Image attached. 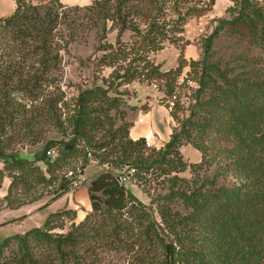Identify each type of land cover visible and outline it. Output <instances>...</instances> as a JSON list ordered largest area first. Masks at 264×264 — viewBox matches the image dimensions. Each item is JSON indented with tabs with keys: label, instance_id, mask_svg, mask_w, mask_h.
<instances>
[{
	"label": "trees",
	"instance_id": "16d2710c",
	"mask_svg": "<svg viewBox=\"0 0 264 264\" xmlns=\"http://www.w3.org/2000/svg\"><path fill=\"white\" fill-rule=\"evenodd\" d=\"M215 1L94 0L91 10L102 26L99 62L114 71L103 79L105 85L43 99L27 127L32 142L42 133L38 116L70 139L45 138L33 159L3 146L10 138L7 118L14 117L0 105V189L10 179L6 195H0V214L5 207L39 201L40 187L51 185L56 167L80 145L82 172L88 154L104 166L86 184L92 209L82 221H74V209L51 213L43 227L0 242V264H118L123 257L136 264H264V0H232L228 16L201 38L198 59L181 53L176 67L163 70L153 58L180 46L187 21L206 15ZM15 2L14 13L0 19L5 57L0 70L8 59L42 54L47 59L41 65L49 71L59 12L41 13L36 5L25 7V0ZM109 30L117 31L116 43H103ZM128 31L136 41H123ZM136 80L154 83L165 94L162 103L173 126L159 148L148 146L145 137L132 139L133 123L123 120L120 87ZM186 145L201 153L199 162L184 159ZM52 150L55 156L48 154ZM132 168L133 178L149 187L158 182L165 190L153 199L158 216L120 183L121 173ZM188 169L189 177L181 175ZM76 176L75 170L62 176L44 205L67 193ZM68 215L64 231L54 222Z\"/></svg>",
	"mask_w": 264,
	"mask_h": 264
},
{
	"label": "rangeland",
	"instance_id": "374dc122",
	"mask_svg": "<svg viewBox=\"0 0 264 264\" xmlns=\"http://www.w3.org/2000/svg\"><path fill=\"white\" fill-rule=\"evenodd\" d=\"M209 1L192 0V3L202 5L209 3ZM93 2L94 0H60L58 3L54 0H25V7L36 5L41 13H44L45 10H51L54 13L59 12V23L53 31L54 37L49 56L51 69L49 71L41 65L43 63L41 60L47 59V57L43 58L42 54L35 57L17 56L13 62L8 59L5 61V66L0 70V105L3 106L2 110L6 111V115L9 113L14 117L13 119L7 118V136L10 138L3 143L4 147L8 146L10 150L19 151L21 155L33 159L34 152L44 144L45 138L61 142L68 141L70 139L68 135H64L54 125L45 122L43 117L38 116V131L42 133L35 138L37 139L36 143L32 142L33 139L29 135L27 127L38 107L43 106V99L50 95L55 96L60 92H65L68 96L77 94L78 87H91L94 84L105 85L103 79L108 78L113 73L114 68L104 66L99 62L102 55V52L98 50L101 43L102 26L101 21L91 10ZM233 4L232 0H216L211 11L206 15L189 19L185 25L184 39L180 41V46H168L164 50L154 53L155 62L160 64L163 70H169L177 66L181 53L187 59H198L202 51L201 38L213 31L219 19L228 16L227 10ZM15 7V0H0V18L12 15ZM171 11L168 9L167 13L171 14ZM170 19L171 15L168 16L167 20ZM116 39L117 31L109 30L103 43H116ZM122 39L125 42L136 41L130 31L126 32ZM187 39L190 43L185 45ZM65 40L68 42L67 45ZM182 48L183 50H181ZM40 53H43V50H40ZM140 55L135 56V59L138 60ZM135 64L137 63L135 62ZM25 80H29L26 83L27 87L24 83ZM19 81L23 84L19 85ZM23 87L27 90H24ZM120 90L123 92L125 101L120 109L125 111L123 120L127 122L134 123L139 115L152 108L157 111L161 106L166 108L162 103L165 94L154 83L136 80L120 87ZM36 94H40L41 98H34ZM163 115V126L171 132L173 121L169 110L168 114ZM121 121L118 117V124ZM2 140L0 139V141ZM147 141L152 148H159L164 144L157 136L148 137ZM181 151L184 159L189 163L201 160V153L191 145L183 146ZM147 153H151V150H148ZM88 157L91 160L87 161L83 171L86 178L83 185L88 184L104 169L98 160H92L94 156L88 154ZM68 160V162H66L67 160L62 161L60 167H56L51 185L40 187L37 193H42V198L39 201L26 203L19 208H4L0 214V242L14 233H23L33 227H43L47 217L53 211H63L69 202L74 201V196L68 195L71 192L69 190L62 197L52 202V204L55 202V205H44L54 196V191L62 181V176L68 175L71 170L77 171L79 166L81 167L86 163L81 145L78 147V152ZM39 164L48 175V166L42 162ZM0 167H3L2 162H0ZM181 175L189 177V169ZM9 182V177H6L0 189L2 197L8 191ZM152 185L149 187L137 177H132L125 184L127 189L139 200L151 205L155 210V215L158 216L156 204H152L153 199L157 196V192H164L165 190L161 189L158 182ZM71 216H65L54 223L55 225L63 224L64 231H66L71 223ZM56 231H61V229L57 228ZM118 264H136V262L133 258L123 257Z\"/></svg>",
	"mask_w": 264,
	"mask_h": 264
},
{
	"label": "crops",
	"instance_id": "0c3cea01",
	"mask_svg": "<svg viewBox=\"0 0 264 264\" xmlns=\"http://www.w3.org/2000/svg\"><path fill=\"white\" fill-rule=\"evenodd\" d=\"M165 113L168 114V110L161 106L158 111L152 108L148 112L139 115L130 128V137L134 140H137L141 137H145L147 139L148 137L152 138L157 136V138L162 143L167 141L171 132L169 129H166L163 126L164 123L162 121V117ZM68 195L74 196L75 199L74 201L72 200L69 202V205L66 207V209L76 210L77 215L74 221L79 223L92 209L88 188L86 185H83L79 189L68 193ZM50 205H55V202L53 204L51 203ZM56 211L58 210L53 212Z\"/></svg>",
	"mask_w": 264,
	"mask_h": 264
},
{
	"label": "built area",
	"instance_id": "2783aa9c",
	"mask_svg": "<svg viewBox=\"0 0 264 264\" xmlns=\"http://www.w3.org/2000/svg\"><path fill=\"white\" fill-rule=\"evenodd\" d=\"M1 19V18H0ZM4 45H3V42H2V39H1V36H0V63L4 60ZM147 145L148 146H151L148 141H147ZM48 154L50 155H53L55 156L57 154V151L55 150H52V151H49ZM135 169H130L129 171H123L121 173V175L119 176V181L120 183L122 184H126L127 181L131 180V178L133 177V175L135 174ZM77 176L75 177V179L72 180L71 184H70V187H69V190L71 192L79 189L83 184L84 182L86 181V178L84 177L83 175V172H82V169L81 167L79 166L77 168ZM74 175V170H71L69 173H68V176H73Z\"/></svg>",
	"mask_w": 264,
	"mask_h": 264
},
{
	"label": "water",
	"instance_id": "95a60500",
	"mask_svg": "<svg viewBox=\"0 0 264 264\" xmlns=\"http://www.w3.org/2000/svg\"><path fill=\"white\" fill-rule=\"evenodd\" d=\"M118 179H119V177H118Z\"/></svg>",
	"mask_w": 264,
	"mask_h": 264
}]
</instances>
